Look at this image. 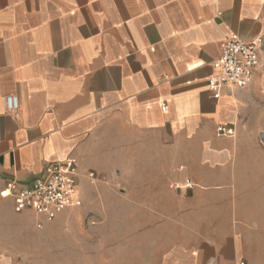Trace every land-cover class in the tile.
I'll use <instances>...</instances> for the list:
<instances>
[{
    "label": "crops",
    "instance_id": "0c3cea01",
    "mask_svg": "<svg viewBox=\"0 0 264 264\" xmlns=\"http://www.w3.org/2000/svg\"><path fill=\"white\" fill-rule=\"evenodd\" d=\"M232 34L258 67L212 91ZM67 159L122 186L118 259L264 264V0H0V264L45 232L7 181Z\"/></svg>",
    "mask_w": 264,
    "mask_h": 264
},
{
    "label": "rangeland",
    "instance_id": "374dc122",
    "mask_svg": "<svg viewBox=\"0 0 264 264\" xmlns=\"http://www.w3.org/2000/svg\"><path fill=\"white\" fill-rule=\"evenodd\" d=\"M93 180L80 183L82 193L71 210L52 220L39 216L44 240L29 264H155L158 259H118L127 224L116 198L122 186ZM103 193L110 199L102 200Z\"/></svg>",
    "mask_w": 264,
    "mask_h": 264
},
{
    "label": "built area",
    "instance_id": "2783aa9c",
    "mask_svg": "<svg viewBox=\"0 0 264 264\" xmlns=\"http://www.w3.org/2000/svg\"><path fill=\"white\" fill-rule=\"evenodd\" d=\"M258 41L236 34L226 39L215 66L219 72L208 80L210 90L224 87L243 89L253 79L259 64ZM7 110L16 113L19 102L16 95L5 97ZM220 134H233L234 129L225 125L218 128ZM92 177V174H89ZM80 169L72 159L51 163L46 175L28 183L9 180L6 190L16 194L19 210H31L47 219H56L71 210L79 198Z\"/></svg>",
    "mask_w": 264,
    "mask_h": 264
}]
</instances>
